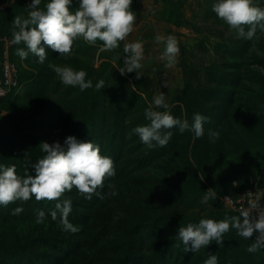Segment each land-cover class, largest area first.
Returning <instances> with one entry per match:
<instances>
[{
	"label": "rangeland",
	"instance_id": "1",
	"mask_svg": "<svg viewBox=\"0 0 264 264\" xmlns=\"http://www.w3.org/2000/svg\"><path fill=\"white\" fill-rule=\"evenodd\" d=\"M47 2L42 0L39 7L44 9ZM17 3L16 9L21 10L12 14L10 29L0 28L1 59L7 41L9 48L14 45L13 20L28 16L24 2ZM213 3L133 0V30L114 50H102L100 41L90 44L79 38L65 56L47 48V59L40 64L31 54L21 60L16 50L24 45H15L13 59H9L16 67L18 85L0 96V164L15 165L20 176L31 174L28 161L42 158V142L62 144L66 137L75 136L98 144L101 154L112 158L116 175L97 189L103 199L96 194L87 199L75 188L62 194L61 199L72 200L68 219L78 228L74 234L62 231L48 215L56 201H37L33 196L26 202L0 205V264H122L128 234L136 226L142 228L134 241L135 259L127 264H151L169 240L173 241L171 251H165L160 258L163 262L156 264H204L210 252L221 258L218 264H264V247L255 253L247 251L258 232L245 239L230 228L223 236V246L213 241L196 253L186 252L176 239L180 226L202 218L235 217L243 222L224 196L246 189L224 192L252 179L260 187L264 180V33L257 30L252 41L239 38L216 17ZM255 3L264 8V0ZM77 7L78 0H74L72 8ZM157 35H171L178 42L180 51L172 68L165 67L164 45L155 43ZM135 41L144 46L139 79L135 72L119 71L125 44ZM49 64L85 71L93 87L82 92L63 85ZM100 80L105 86L97 90L95 84ZM92 93L96 96L93 127L91 119L82 126ZM161 93L174 117L189 123L194 113L209 118L203 125V137L193 142L191 132L180 134L173 128L164 147L149 148L140 142L132 129L149 123L145 109ZM115 116L121 129L114 146L116 158L109 147ZM209 130L220 134L215 143L208 140ZM110 183L115 185V196L109 194L113 190ZM208 190L211 198L201 203ZM17 207L23 211L13 214ZM40 210L46 214L42 224L35 222Z\"/></svg>",
	"mask_w": 264,
	"mask_h": 264
},
{
	"label": "clouds",
	"instance_id": "2",
	"mask_svg": "<svg viewBox=\"0 0 264 264\" xmlns=\"http://www.w3.org/2000/svg\"><path fill=\"white\" fill-rule=\"evenodd\" d=\"M42 0H31L27 18L16 16L12 22V43L23 44L18 47L16 55L21 60L27 59L29 54L38 58L37 62L43 64L47 59L46 49L58 52L60 56L68 55L75 40L82 38L90 44L101 42L102 50H114L120 42L132 32L136 15L131 9L133 0H78V7L73 9L74 0H48L44 9L39 5ZM212 11L216 17L228 25L230 30L238 34L239 38L252 41L257 30L264 33V8L258 7L255 0H214ZM247 27V30H246ZM155 43L163 44L162 59L166 60V68H172L177 63L179 46L177 40L169 35L166 38L157 35ZM124 63L119 69L121 74L136 73L141 77L143 67L144 46L142 41L127 43L124 46ZM61 83L65 86L78 87L85 91L93 87L91 79H86L87 73L76 71L69 66L49 64ZM105 82L100 80L95 84L97 90L104 88ZM164 109L163 111L154 110ZM165 94L161 93L153 98L152 105L145 109L146 125L137 126L132 133L139 137L144 145L164 147L172 138L173 128L180 134L189 131L193 134V142L204 135L203 125L209 118L194 113L191 123L187 119L174 117L168 110ZM219 132L209 130L208 140L215 143L219 140ZM39 149L42 158L35 163L28 161L31 174L20 176L15 165L0 164V205L7 206L15 201L26 202L34 196L37 201H56L53 210L48 215L57 221L62 231L76 233L78 228L68 219L72 211V200L61 199L62 194L75 188L79 193L86 194L87 199L96 194L98 198L104 196L97 192L102 188L106 178L115 177L116 171L111 157L101 154L100 146L92 140H81L75 136H68L61 144L42 142ZM109 194L118 193L115 185L110 183ZM201 203H207L211 198V190L206 191ZM251 208L257 204L250 202ZM23 208L17 207L13 214H19ZM243 222L232 217L220 221L202 218L198 223H189L186 227L180 226L176 239L181 241L186 252H198L215 241L219 247L224 245L223 236L230 228H235L238 234L245 239H252L258 232L247 251L257 252L264 247V214L258 219L249 218L248 213L243 214ZM46 214L40 210L35 215V222H45ZM118 217H114V221ZM204 264H218V257L210 252Z\"/></svg>",
	"mask_w": 264,
	"mask_h": 264
},
{
	"label": "built area",
	"instance_id": "3",
	"mask_svg": "<svg viewBox=\"0 0 264 264\" xmlns=\"http://www.w3.org/2000/svg\"><path fill=\"white\" fill-rule=\"evenodd\" d=\"M17 0H0V14L9 8ZM4 58H0V73L2 82L0 85V96L5 95L10 89L18 85V73L15 65L9 59L10 41H7ZM264 179V173H263ZM224 201L243 219V214L248 213L249 218L258 219L259 214H264V196L256 181H250V187L242 192L230 193L224 196ZM250 202L257 204L256 208H251Z\"/></svg>",
	"mask_w": 264,
	"mask_h": 264
},
{
	"label": "trees",
	"instance_id": "4",
	"mask_svg": "<svg viewBox=\"0 0 264 264\" xmlns=\"http://www.w3.org/2000/svg\"><path fill=\"white\" fill-rule=\"evenodd\" d=\"M20 1H22V2H24V3H26L27 4V7H28V5H29V3H30V1L31 0H20ZM19 0H17L15 3H13L9 8H7L4 12H2L1 14H0V28L2 27L3 28V30H5V31H8L9 29H10V21L12 20V18H11V16H12V14H17L16 12H17V10L19 9V10H21V7H18V9H16V7H17V2H20ZM24 3H22V7L23 8H25V9H27V7H25L24 6ZM3 16V17H2ZM14 49H15V44L14 45H12L10 48H9V56H10V58H11V60L13 59L12 57H13V51H14ZM0 75H1V73H0ZM92 92V91H91ZM96 96H95V94L94 93H92V95H91V100H90V104H89V106H88V108H89V113L87 114L88 116L87 117H85L84 119H83V121H82V126H85V124H86V120L87 119H91V117L93 116L92 114L94 113V111H95V109H96V98H95ZM117 98V99H116ZM114 103H115V107H116V105L118 104V95H115V99H114ZM116 109V108H115ZM113 110V112L116 114L117 113V110ZM113 121H112V123H111V128L114 130L113 131V134H112V139H110V145H109V147L111 148V147H113V149H112V151H111V155H112V157H114V158H116V156H115V150H114V146H115V141H116V139L119 137V134H120V128H119V124H118V119L116 118V116L112 119ZM91 122H92V127H93V119H91ZM91 127V129L93 130V128ZM81 129L82 128H84V127H80ZM158 148L159 147H157V149L156 150H158ZM154 154H156V151H155V153ZM248 187H250V182H246L245 184H238L237 186H234V185H231L224 193H230V192H232L233 190H238V191H242V190H244V189H247ZM260 187L262 188V187H264V180L261 182V184H260ZM73 213V212H72ZM0 215H2V213H0ZM242 219V218H241ZM243 220V219H242ZM142 227H139V226H136L135 228H133L130 232H129V241H127L128 242V246L127 247H125V250H124V258H122V260H121V263L122 264H127L128 262H130V261H134V259H135V255L133 254L134 253V249H135V244H134V241H135V239H136V236L138 235V233H140L141 232V229ZM140 230V231H139ZM173 241L172 240H169V241H167V243L164 245V247H163V249L160 251V258H161V256H164L165 254H166V252H167V254H169V252L171 251V249H170V246H171V243H172ZM170 249V250H169ZM166 251V252H165ZM158 258V257H157ZM160 258H158V259H156V260H153V261H151V264H156L157 263V260L158 261H160V263L161 262H163V259L161 260ZM186 259V255H183L182 256V260H185ZM221 258H219L218 260H220ZM174 261V259L173 258H171L170 259V262H173ZM165 262H167V260L165 261ZM164 262V263H165Z\"/></svg>",
	"mask_w": 264,
	"mask_h": 264
}]
</instances>
